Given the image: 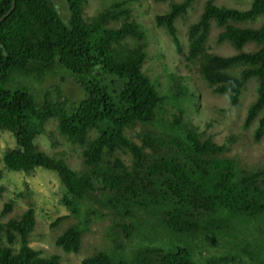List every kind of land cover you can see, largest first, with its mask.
Masks as SVG:
<instances>
[{"label": "trees", "instance_id": "trees-1", "mask_svg": "<svg viewBox=\"0 0 264 264\" xmlns=\"http://www.w3.org/2000/svg\"><path fill=\"white\" fill-rule=\"evenodd\" d=\"M193 1L170 0L168 9L155 17L156 25L165 28L179 52L182 45L176 20L187 14ZM12 2L0 0V18ZM66 2L67 20L52 0H16L14 10L0 23V136L10 131L15 139V145L3 152L4 167L25 173L36 168L55 172L65 187L62 200L72 213L100 192L116 217H128L136 227L150 228L136 214V205L159 204L161 220L171 231L216 239L229 235L225 231L234 226L223 216L225 210L230 218L264 215V164L240 166L226 154V144L203 136L196 127L184 126L181 115L162 125V131L138 132L139 142L126 134L137 124L155 123L166 100L143 69L148 29L132 17L129 0H113L90 17L85 13V0ZM260 18L258 26L244 24ZM212 22L222 28L217 41L230 43L234 54L224 56L207 49ZM187 34L188 64L214 93H227L232 105L238 103L248 80H257V94L244 126L258 118L254 138L260 140L264 134V0H252L246 9L207 0ZM248 43L256 48L244 50ZM63 73L82 88L81 99H62L58 84L51 86L53 91L41 88L53 76L64 80ZM171 75L183 78L176 72ZM30 77L42 84L31 88V81L26 80ZM177 87L185 96L190 92L185 84ZM190 95L188 100L195 96L194 92ZM50 119H56L62 136L82 147L80 170L73 169L64 154L50 155L36 144V136ZM93 129L98 134L90 138ZM118 152L128 154L129 161ZM3 191L0 185V195ZM12 206V201L6 202L0 213V264H63L58 254L43 255L30 245L36 222L32 206L18 218L1 220ZM81 238V227L72 224L56 237L55 244L65 252L77 253ZM187 246L151 245L135 263L115 259L116 252L98 250L81 264H198ZM263 251L251 258L264 264ZM234 258L226 255L216 264L237 261Z\"/></svg>", "mask_w": 264, "mask_h": 264}, {"label": "rangeland", "instance_id": "rangeland-1", "mask_svg": "<svg viewBox=\"0 0 264 264\" xmlns=\"http://www.w3.org/2000/svg\"><path fill=\"white\" fill-rule=\"evenodd\" d=\"M63 20L69 18V9L66 0H52ZM170 0H129L132 17L143 24L148 33V56L143 69L158 84L159 91L166 96L163 109L153 124H137L126 130V134L139 142L137 133L150 129L162 131V125L182 116L184 126L196 127L203 136H210L219 144H226L227 155L235 157L242 167L255 168L264 164V134L260 140L254 138L258 125V118L247 127L244 126L249 105L255 100L257 94V80H248L239 101L236 105L229 102L228 94L214 93L211 86L200 77L199 73L191 68L186 60L188 50V26L198 20L207 0H194L191 8L184 17L176 20L178 36L182 45L179 52L165 28L156 25L157 14L164 13ZM181 1V0H177ZM252 0H213L217 5H225L238 9H246ZM113 0H85V13L87 17L94 15L98 10L109 6ZM261 18L245 25L258 26ZM113 24V23H112ZM222 28L212 22L211 32L207 41L208 50L224 56L234 54L235 48L228 42H218L217 36ZM252 43L244 46V50H254ZM171 72L178 76L173 77ZM48 78L41 88L58 84L62 87V99L68 101L79 100L83 97L82 88L76 84L72 77L63 73ZM176 79L183 83H178ZM31 88L41 85L42 81L30 77ZM178 84L187 85L190 92H194L192 100H188L190 92L185 96L178 90ZM35 85V86H34ZM60 89V87H58ZM61 90V89H60ZM182 111V114H181ZM98 134L93 129L89 136L94 138ZM40 149L50 155L64 154L69 165L80 170L84 163L81 155L82 147L69 142L57 129L56 119H50L43 126V132L35 138ZM15 139L10 131H4L0 136V185L4 191L0 195V213L4 204L13 202L12 211L1 217L3 222L10 218H18L32 206L35 215V226L29 235L30 245L40 250L43 255L58 254L63 264H81L84 257L98 250H107L115 253V259H124L135 263L140 252L151 245L168 247L173 243L191 248L193 259L198 264H216L221 258L234 256L233 261L223 264H261L251 257L253 253L264 250V215L256 217H240L225 210L223 214L232 225L229 234L221 238L209 237L207 234H182L169 230L161 220L162 207L150 205L147 207L136 205V214H140L150 228H143V224L136 227V222L128 217H116L115 211L105 203L103 195L96 193L95 198L81 203L78 212L72 213L65 205V187L58 175L50 170L36 168L31 173L22 171H9L3 164V152L6 148L14 146ZM128 162L130 156L118 152ZM57 224L54 222L60 218ZM120 217V219H119ZM76 224L81 227L82 238L79 252H65L55 244L56 237L69 225ZM237 227L239 228L237 230ZM147 232V233H144ZM16 241L13 247H18ZM245 248L246 251H243ZM119 252V253H118ZM264 254V251L263 253Z\"/></svg>", "mask_w": 264, "mask_h": 264}, {"label": "water", "instance_id": "water-1", "mask_svg": "<svg viewBox=\"0 0 264 264\" xmlns=\"http://www.w3.org/2000/svg\"><path fill=\"white\" fill-rule=\"evenodd\" d=\"M16 5V0H13L10 9L0 18V23L14 10Z\"/></svg>", "mask_w": 264, "mask_h": 264}]
</instances>
